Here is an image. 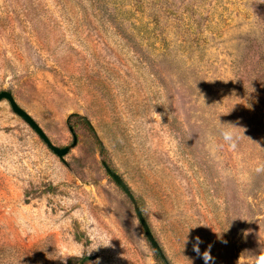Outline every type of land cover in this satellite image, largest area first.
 I'll list each match as a JSON object with an SVG mask.
<instances>
[{
	"label": "rangeland",
	"instance_id": "obj_1",
	"mask_svg": "<svg viewBox=\"0 0 264 264\" xmlns=\"http://www.w3.org/2000/svg\"><path fill=\"white\" fill-rule=\"evenodd\" d=\"M1 90L76 144L58 157L0 101V264H60L41 250L65 234L87 246L93 228L111 246L67 264H165L101 160L169 264H204L197 236L215 264H259L264 0H0ZM219 116L245 129L235 150Z\"/></svg>",
	"mask_w": 264,
	"mask_h": 264
},
{
	"label": "clouds",
	"instance_id": "obj_2",
	"mask_svg": "<svg viewBox=\"0 0 264 264\" xmlns=\"http://www.w3.org/2000/svg\"><path fill=\"white\" fill-rule=\"evenodd\" d=\"M250 86L252 87V84ZM254 91L252 92L246 91V94L243 98L238 97L241 103H237V104H242L245 107L251 109L252 103H250L249 100L252 99L251 94ZM237 104H235V106ZM160 105H163V104H160ZM154 106L155 105H153V112L157 116H159L161 119V115L157 114L154 111ZM233 108L231 109V111L233 110ZM231 111H228L226 114H229ZM226 114H221V115H226ZM220 116L218 117V124L216 125V128H215L216 136L222 142L221 146L227 145L228 148L235 150L238 147V143L241 139L240 133H238L236 130L244 129V128L238 126L237 124L221 122ZM145 123L147 124L148 121H145ZM244 133H245V129H244L243 135ZM260 171H264V168H257V172H260ZM197 226L188 228L187 236L183 241L184 248H185V245L188 243L189 231L191 229L196 228ZM60 227H61L60 225H56L51 230L55 232V231H58ZM245 235H247V232H245ZM89 236H90V242L87 246H85L79 241H76L70 234H65L60 239H58L55 243H51V245L53 246V251L48 252L47 251L48 246L41 251L45 252L47 259L52 260V261H59L60 264H67L70 258L82 259L85 256L87 257L90 256L94 251H97L101 247L111 246V241L113 239V237H110L107 233L100 231L98 228L91 229L89 232ZM201 243H203L201 238L199 236L195 237V242L192 245L193 251L197 254L198 257L203 259L204 264H215V257L211 255V245H209L208 248L204 252L201 253V250L199 247ZM187 259L190 260L189 258ZM190 261H191V264H193V261L192 260ZM92 264H100V259L97 258L96 261L92 262ZM259 264H264V255L260 257Z\"/></svg>",
	"mask_w": 264,
	"mask_h": 264
},
{
	"label": "water",
	"instance_id": "obj_3",
	"mask_svg": "<svg viewBox=\"0 0 264 264\" xmlns=\"http://www.w3.org/2000/svg\"><path fill=\"white\" fill-rule=\"evenodd\" d=\"M5 99L10 109L18 115L44 142V144L47 146L48 149H50L54 154H56L58 157L63 158V156L70 150L71 147H73L76 144V136L73 134V140L69 145H66L64 147H59L54 145L49 137L46 135V133L43 131V129L40 127V125L33 119V117L24 110L14 99L12 93L9 90H1L0 91V101ZM88 124L90 127H92L91 123L88 121ZM101 164L103 165L105 171L109 174V176L113 179L115 184L120 187V189L125 193L129 201L131 202L134 212L137 216V219L143 229V233L145 235V238L147 239L149 245L151 246L152 250L157 252L159 257L165 262V264H169L162 249L159 246V243L153 236L143 214L141 213V210L131 192L128 185L125 183V181L122 179V177L113 171L108 164L101 160Z\"/></svg>",
	"mask_w": 264,
	"mask_h": 264
}]
</instances>
